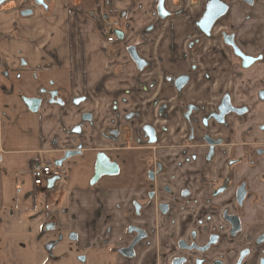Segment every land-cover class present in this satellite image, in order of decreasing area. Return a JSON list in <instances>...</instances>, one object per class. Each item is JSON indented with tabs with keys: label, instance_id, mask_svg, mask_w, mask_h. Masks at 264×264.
Instances as JSON below:
<instances>
[{
	"label": "crops",
	"instance_id": "crops-1",
	"mask_svg": "<svg viewBox=\"0 0 264 264\" xmlns=\"http://www.w3.org/2000/svg\"><path fill=\"white\" fill-rule=\"evenodd\" d=\"M158 1L46 0L43 7L35 1L11 0L0 6V216L6 211L19 212L15 209L17 188L24 184L20 174L27 169L32 175L33 163L42 162V158L56 165L67 150L82 145L80 159L86 161L85 172L80 182L76 178L67 184L57 183L49 192L48 216L60 231L65 232L66 227L76 234L80 249H105L124 240L125 212L134 193L126 184L113 185L111 181L90 186L95 155L99 150L114 151L118 141L106 133L119 124L127 130L130 124H155L161 118L177 116L173 109L167 115L156 110L161 104L171 105L175 95L171 86L159 85L151 94L141 83L152 77L160 79L164 72L179 75L190 71L186 46L199 37L196 23L206 4V0H167L166 9L172 16L147 34L149 44L145 46L140 34L158 22ZM224 1L232 10L219 25L239 30L248 52L263 51L264 39L257 41L256 35L259 29L264 31V0L254 8L241 0ZM27 9L33 10L32 15L23 16L21 12ZM98 19L119 21L123 40L109 42ZM132 45L139 46L140 55L151 62L150 68L138 70L128 53ZM233 75L229 66L224 67L221 81L241 86L244 81L233 80ZM54 92L55 101H51ZM208 92L205 86L187 91L190 98L197 99L208 98ZM35 98L41 99V105L32 111L26 99ZM153 101L158 103L156 108ZM131 113L136 117L128 121ZM256 119L264 121V112ZM121 156L127 160L126 153ZM54 167L60 169L65 163ZM251 175L262 201L249 204L246 231L229 244L233 256L248 244V234L255 237L264 229V158ZM45 185L37 187L38 191H47ZM200 208L192 210L183 204L167 229H159L162 218L149 212L151 238L147 245L138 250L134 260L115 256L113 264H170L174 255L171 235L181 236L195 228ZM160 254L167 256L164 262ZM233 262L230 257L229 264ZM247 264H256V259Z\"/></svg>",
	"mask_w": 264,
	"mask_h": 264
},
{
	"label": "flooded vegetation",
	"instance_id": "flooded-vegetation-1",
	"mask_svg": "<svg viewBox=\"0 0 264 264\" xmlns=\"http://www.w3.org/2000/svg\"><path fill=\"white\" fill-rule=\"evenodd\" d=\"M210 1L206 0L196 23L199 37L186 46L190 71L179 75L164 72L160 79L152 77L141 83L151 94L159 85L171 86L175 91L172 107L161 104L156 108L157 101H153V107L160 115H167L173 109L177 116L174 119L161 118L155 124H130L127 130L119 124L106 133L118 141L114 151L99 150L95 155L93 176L90 183L88 181L90 186L99 185L106 176L111 177L113 185L126 184L134 193L125 212L124 240L111 247L115 256L129 261L137 258L138 250L144 248L151 238L147 222L149 212L153 211L162 218L159 229H167L169 220L185 204L192 210L202 208L198 210L195 228L181 236L171 235L174 255L170 264H229L230 257H234L233 264H247L253 259L256 264H264V229L255 237L248 234V244L241 247L236 256L229 249L230 241L241 239L246 231L245 216L249 204L262 201V196L255 191L251 174L264 158V121L256 119L264 112V50L248 52L241 44L239 30L219 25L232 10V5L224 0L221 1L227 5V11L212 24L201 25ZM241 2L254 8L259 0ZM167 13L166 17L158 13V22L140 34L142 45L149 44L147 34L155 31L159 22L172 16L170 11ZM106 29L115 35L109 42L123 40L119 21H102L101 32L109 37ZM118 31L123 33L122 38L117 36ZM263 35L264 31L259 29L256 40L264 39ZM132 47L145 64L142 69L129 52ZM128 53L139 71L151 67V62L140 55L138 45L129 46ZM228 66L234 73L233 80L244 81L241 86L236 87L232 82L228 86L221 81L222 71ZM197 86L209 90L208 98L189 97V88ZM135 117V113H131L127 120ZM67 151L79 153L66 159ZM67 151L59 160L62 164L84 154L82 145ZM124 153L128 156L126 161L121 156ZM101 154L117 164V173L102 175L93 184ZM57 177L61 179V171ZM45 186L48 189V181ZM47 226L52 224H47L45 229ZM91 251L100 252L101 249ZM166 259V255L160 254L162 262Z\"/></svg>",
	"mask_w": 264,
	"mask_h": 264
},
{
	"label": "rangeland",
	"instance_id": "rangeland-1",
	"mask_svg": "<svg viewBox=\"0 0 264 264\" xmlns=\"http://www.w3.org/2000/svg\"><path fill=\"white\" fill-rule=\"evenodd\" d=\"M34 1L30 0V2ZM42 162L56 166L48 158H42ZM85 163L86 161L80 159V156L68 160L65 167H60L62 177L58 185L67 184L76 178L80 182L81 173L85 172L82 169ZM20 178L24 184L17 188L19 196L15 209L19 212L15 214V212L6 211L3 216H0V264L114 263L112 244L107 245L100 252L91 250L87 252L78 247L77 237L73 232H69L66 227L65 232L60 231L56 221L48 216L46 199L53 189L38 191V186L34 184L33 177L27 169L20 174ZM109 178L111 177H102L100 184L109 182ZM91 179L92 177L89 183ZM47 224L52 226H47L45 229Z\"/></svg>",
	"mask_w": 264,
	"mask_h": 264
},
{
	"label": "water",
	"instance_id": "water-1",
	"mask_svg": "<svg viewBox=\"0 0 264 264\" xmlns=\"http://www.w3.org/2000/svg\"><path fill=\"white\" fill-rule=\"evenodd\" d=\"M8 1H11V0H0V6L3 5L4 3L8 2ZM45 1L46 0H35V3L39 6L46 7L47 5H46ZM157 5H158L157 6L158 13L162 17H166L168 13H167V10L165 8V0H159ZM226 11H227V5L225 3H223L221 0H211L207 5V13L205 14V17L203 18V20L201 21V25H203L205 23H208L209 25L212 24L218 17H220ZM32 13H33V10H31V9L23 10L21 12V14L23 16H29V15H32ZM116 33H117V36L119 38H122L123 33L121 31H118ZM131 49H129V52H131L135 62L138 64L139 68L142 69L145 65L143 60L139 58L134 47H132ZM51 96H52L51 101H55L54 97L56 96V93L55 92L52 93ZM58 102L63 104V102L61 100ZM26 103L32 111H37L41 105V99H39V98L26 99ZM78 153H79L78 151H67L65 154V158L67 159V158L73 157V156L77 155ZM56 165L57 166L62 165V161L57 162ZM117 169H118L117 164L111 163L109 161V159L105 156V154L99 155L98 161L96 164V175L93 178L92 183L94 184L102 175H110V174L117 173ZM59 180H60V178L57 176L50 178L48 180L47 188L48 189L54 188L56 182Z\"/></svg>",
	"mask_w": 264,
	"mask_h": 264
},
{
	"label": "built area",
	"instance_id": "built-area-1",
	"mask_svg": "<svg viewBox=\"0 0 264 264\" xmlns=\"http://www.w3.org/2000/svg\"><path fill=\"white\" fill-rule=\"evenodd\" d=\"M106 34H110L108 37L109 41H113L115 38V35L109 32L108 29L105 30ZM31 173L34 180V184L36 186H44L46 182L55 176H58L60 174V169L54 167L52 164H45L42 162H34L31 167Z\"/></svg>",
	"mask_w": 264,
	"mask_h": 264
},
{
	"label": "trees",
	"instance_id": "trees-1",
	"mask_svg": "<svg viewBox=\"0 0 264 264\" xmlns=\"http://www.w3.org/2000/svg\"><path fill=\"white\" fill-rule=\"evenodd\" d=\"M98 27L101 29L102 28V21L100 19L97 20Z\"/></svg>",
	"mask_w": 264,
	"mask_h": 264
}]
</instances>
